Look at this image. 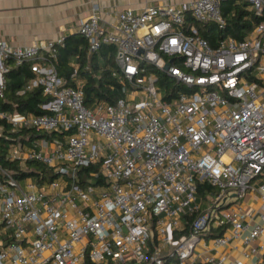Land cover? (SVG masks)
I'll return each mask as SVG.
<instances>
[{
  "label": "built area",
  "instance_id": "obj_1",
  "mask_svg": "<svg viewBox=\"0 0 264 264\" xmlns=\"http://www.w3.org/2000/svg\"><path fill=\"white\" fill-rule=\"evenodd\" d=\"M224 1L109 13L94 4L78 34L89 56L116 48L105 65L123 85L114 103L87 106L78 63L73 82L60 76L65 36L0 39V106L10 61L35 74L18 94L42 88L48 99L40 115L0 107L14 131L50 135L18 140L7 158L57 174L39 184L0 166V264H264V21L243 40L212 45L201 32L225 25ZM242 1L264 16V0ZM159 73L179 87L162 88ZM247 193L261 202L255 214L241 208ZM236 240L243 257L258 258L207 254Z\"/></svg>",
  "mask_w": 264,
  "mask_h": 264
},
{
  "label": "trees",
  "instance_id": "obj_2",
  "mask_svg": "<svg viewBox=\"0 0 264 264\" xmlns=\"http://www.w3.org/2000/svg\"><path fill=\"white\" fill-rule=\"evenodd\" d=\"M225 25L220 27L210 24L202 30V35L207 38L212 45H216L220 39L232 37L243 40L254 29V27L264 21L263 15H258L249 8L247 2H236V0H226L221 6ZM65 46L58 49L55 65L60 76L73 82L71 75L74 67L72 60L79 64L78 77L85 81V95L87 106L93 105L97 101L114 103L124 96L123 85L113 76L111 69L105 65H114L113 58L116 48L112 45L103 47L98 53L89 56L88 42L79 34L65 36ZM11 69L6 74V99L1 102V109L8 112H18L23 115H40L47 113L41 105L47 102L42 88L18 94L30 80L35 77L31 63L15 65L10 61ZM89 66V69L87 67ZM105 66L104 71H100ZM160 85L162 88L176 90L179 86L175 80L169 79L163 73H159ZM0 166L20 181L32 178L35 182L43 184L52 181L57 177L54 169L36 160H28L24 163L20 160L11 161L7 158L9 149L22 139L34 140L42 137H50L49 134L37 131L32 128L14 131L10 124L0 121ZM54 136V135H53ZM87 171L94 170V167L86 168ZM205 189L210 186L204 185L199 189L200 195L205 194ZM202 264V263H199Z\"/></svg>",
  "mask_w": 264,
  "mask_h": 264
},
{
  "label": "crops",
  "instance_id": "obj_3",
  "mask_svg": "<svg viewBox=\"0 0 264 264\" xmlns=\"http://www.w3.org/2000/svg\"><path fill=\"white\" fill-rule=\"evenodd\" d=\"M187 0H0V39L12 46H28L39 41H51L60 36L78 34L80 23L89 17L94 4L103 13L125 8L142 10L146 6L173 3L181 5ZM77 63L72 60L71 66ZM261 207L257 195L247 193L241 208L244 213H256ZM248 216L245 223L253 226ZM246 234L243 235L245 237ZM263 240V239H262ZM245 247L241 240L232 241L229 246L207 254L225 257L226 260L240 259L246 263L256 260L257 256L245 258ZM211 253V254H210Z\"/></svg>",
  "mask_w": 264,
  "mask_h": 264
},
{
  "label": "rangeland",
  "instance_id": "obj_4",
  "mask_svg": "<svg viewBox=\"0 0 264 264\" xmlns=\"http://www.w3.org/2000/svg\"><path fill=\"white\" fill-rule=\"evenodd\" d=\"M236 2H237V3H238V2H242V0H236ZM205 242H206V240H204V241H203L202 245H203ZM207 243H208V244H210V243H211V241H210V240H208V241H207ZM199 249H201V247H200V246L198 247V250H199ZM210 254H211V253H210Z\"/></svg>",
  "mask_w": 264,
  "mask_h": 264
},
{
  "label": "water",
  "instance_id": "obj_5",
  "mask_svg": "<svg viewBox=\"0 0 264 264\" xmlns=\"http://www.w3.org/2000/svg\"><path fill=\"white\" fill-rule=\"evenodd\" d=\"M166 69H168V66L166 67Z\"/></svg>",
  "mask_w": 264,
  "mask_h": 264
}]
</instances>
